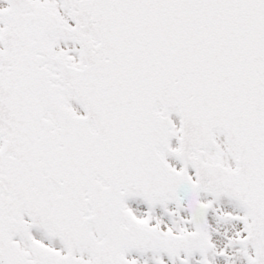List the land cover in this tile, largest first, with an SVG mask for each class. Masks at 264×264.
I'll return each mask as SVG.
<instances>
[{
    "label": "snow or ice",
    "instance_id": "snow-or-ice-1",
    "mask_svg": "<svg viewBox=\"0 0 264 264\" xmlns=\"http://www.w3.org/2000/svg\"><path fill=\"white\" fill-rule=\"evenodd\" d=\"M0 264H264V0H0Z\"/></svg>",
    "mask_w": 264,
    "mask_h": 264
}]
</instances>
